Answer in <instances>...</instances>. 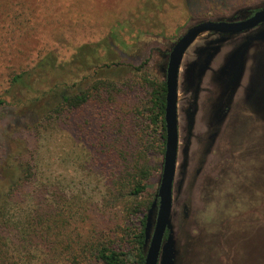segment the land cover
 I'll use <instances>...</instances> for the list:
<instances>
[{
    "label": "rangeland",
    "instance_id": "374dc122",
    "mask_svg": "<svg viewBox=\"0 0 264 264\" xmlns=\"http://www.w3.org/2000/svg\"><path fill=\"white\" fill-rule=\"evenodd\" d=\"M149 1L152 8L147 11V0H0V167L26 161L35 171V179L8 207L7 215L16 224L33 210L56 212L62 201L69 214L77 213L70 228L84 235L80 242L109 240L133 251L132 235L149 207L132 213L134 200L118 197L113 178L127 174L129 151L136 154L143 142L152 144L146 156L152 170L148 187L134 202L150 201L163 157L156 147L160 129L147 119L151 88L141 79H163L160 68L190 25L264 7V0ZM110 35L120 40L112 46V62L104 43ZM218 37L201 34L185 52L179 74V153L170 218L174 264H261L264 98L255 103L251 78L260 59L264 64V47L248 51L230 107L216 125L213 116L223 89L212 72L241 36L223 42L211 63L214 70L202 78L191 124L187 113L191 92L183 90V68L193 60L195 47ZM82 47L99 57L98 76H108L121 91L90 99L65 112L61 122L31 127L30 118L21 113L31 98L63 84L75 92L77 84L84 88L91 81L87 76L94 66L84 67L78 56ZM24 70L25 82L11 87V77ZM3 180L0 176V184ZM39 250L33 258L43 264L48 257L44 248ZM89 263L104 264L94 257Z\"/></svg>",
    "mask_w": 264,
    "mask_h": 264
},
{
    "label": "trees",
    "instance_id": "16d2710c",
    "mask_svg": "<svg viewBox=\"0 0 264 264\" xmlns=\"http://www.w3.org/2000/svg\"><path fill=\"white\" fill-rule=\"evenodd\" d=\"M151 8L152 4L147 0L145 10L148 11ZM117 42H120V40L114 35H110L104 41L107 49L106 58L110 62H112L111 60L115 55L112 46ZM78 52L84 67L94 66L90 69L89 77L87 76V78H91V81L84 88L77 84L75 92L70 93V86L63 84L60 89L50 88L47 92L43 91L40 95L31 98L26 107L21 110L23 115L30 118L31 127L61 122L65 112L80 108L92 98L101 100L103 93L109 98L118 92V83L108 79V76H98L101 66L97 65L99 57L95 56L94 50L82 47ZM196 52L200 60L191 62L186 69V83L192 89V97L197 93L199 76L206 66L205 57L211 54L210 45L199 47ZM86 55H90L92 61L88 62L87 57L84 59ZM92 63L93 65H91ZM104 67H109L107 62L104 63ZM141 69L142 67L133 68L135 71ZM27 73L28 71L24 70L21 73L14 74L11 77L10 86L13 87L20 82L24 83V77ZM141 80L148 83L151 88L150 95L152 99L150 100L147 119L153 126L160 129L158 137L160 141H157L156 147L161 148L160 152L163 153L165 141L163 119L165 106L164 77L162 80L155 82L144 77ZM26 87L29 88V85ZM2 103L4 102L0 100V104ZM144 144L143 142L139 145L141 147L136 151V154L132 151L128 152L130 159L126 170L127 174L122 178L115 176L113 178L114 188L119 192V198L128 197L130 200L136 201L148 187L152 170L146 162V156L152 144L143 146ZM1 169L0 176L5 180L0 184V264H41V260L38 263V260L33 258L39 249L41 253V248H44L48 257V260H44L43 264H90V257H94L104 264L144 263V227L147 213L141 218L139 230L132 235L133 251L131 252L114 246L109 240L105 242H100V240L80 242L79 240L84 235L78 232L77 229L74 231L75 233H72L73 230L70 228L71 221H76L74 217L77 213L69 214L62 201L57 202L56 212L54 209L42 210L40 213L33 210L28 216L20 220L21 224H16L7 215L8 207L11 203H17L16 198L20 191L35 179L34 166L29 162L22 161L15 165L6 164ZM155 193L156 190L154 195ZM154 195L150 201L131 202L129 207H132V213H140L145 208L150 207ZM259 258L261 264H264V245L259 252Z\"/></svg>",
    "mask_w": 264,
    "mask_h": 264
},
{
    "label": "water",
    "instance_id": "95a60500",
    "mask_svg": "<svg viewBox=\"0 0 264 264\" xmlns=\"http://www.w3.org/2000/svg\"><path fill=\"white\" fill-rule=\"evenodd\" d=\"M227 19H205L197 21L190 25L173 43L167 60L160 70L165 81V106H164V127L165 141L162 157L161 174L159 177L157 190L154 199L147 210L145 218V241H144V263L143 264H174L175 248L170 225L172 211V193L175 173L177 169V160L179 153V132H178V92H179V74L183 56L191 44L203 33L218 35L213 40L206 41L203 45L194 48V58L186 63L182 72L183 90L190 91L186 83V69L191 62L200 60L196 50L199 47L210 45L211 54L206 58V66L199 76L197 93L192 97L191 111H188L189 123L196 110V102L200 92V84L205 73L212 69V61L220 53L222 43L230 37L241 36L239 43L230 48L224 62L217 70L212 72L214 79L221 85L223 91L218 102L219 110L215 111L213 120L216 125L222 121L226 111L230 107L232 98L242 78L245 60L249 50H257L264 47V8L255 10L253 14L237 13ZM263 24V25H262ZM264 52V50H262ZM262 53V52H261ZM262 59L254 66L251 78V87L253 90V99L257 105L260 104L258 98H264V85L261 73H263L261 63ZM261 81V82H260ZM258 84V85H257ZM260 86V89L258 88ZM259 90V94L257 93ZM263 90V91H262ZM264 102V100H263ZM212 130L210 140L216 137L217 129ZM210 143V142H209ZM186 153V150H184ZM184 165V164H183ZM167 231V237L163 239Z\"/></svg>",
    "mask_w": 264,
    "mask_h": 264
},
{
    "label": "flooded vegetation",
    "instance_id": "af4514ba",
    "mask_svg": "<svg viewBox=\"0 0 264 264\" xmlns=\"http://www.w3.org/2000/svg\"><path fill=\"white\" fill-rule=\"evenodd\" d=\"M262 8H264V7H262ZM254 12H255V10H254V11H250V12L248 13V16H250V15L253 14ZM262 25H263V24H262ZM166 234H167V231L164 233L163 239H165Z\"/></svg>",
    "mask_w": 264,
    "mask_h": 264
}]
</instances>
